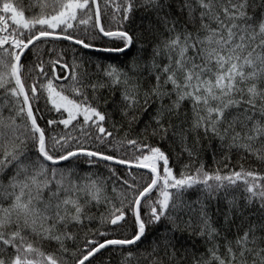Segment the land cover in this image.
I'll return each mask as SVG.
<instances>
[{
    "label": "snow or ice",
    "instance_id": "1",
    "mask_svg": "<svg viewBox=\"0 0 264 264\" xmlns=\"http://www.w3.org/2000/svg\"><path fill=\"white\" fill-rule=\"evenodd\" d=\"M103 4H0V264H264V0Z\"/></svg>",
    "mask_w": 264,
    "mask_h": 264
},
{
    "label": "trees",
    "instance_id": "2",
    "mask_svg": "<svg viewBox=\"0 0 264 264\" xmlns=\"http://www.w3.org/2000/svg\"><path fill=\"white\" fill-rule=\"evenodd\" d=\"M3 2H4V0H0V4H2ZM8 2H11L14 5H20V4H25L26 5V4H29V3H35L36 0H8ZM101 6H102V9H103V7H104L103 0H101ZM25 14L26 15L29 14V11L27 9H25ZM98 55L112 57V58H115V57L119 56L121 59L123 58L122 54H115V53H100ZM40 103L43 104V100ZM45 115H48V113H45ZM52 115H55V113H52ZM217 159L219 160V157H217ZM203 162L205 163L206 167L211 166L212 168H215V167L218 166L216 164H212L210 153L204 155ZM241 165H243V167L245 169L255 168L256 170H264V169H261V167H260L258 162L254 164L252 162V160H250V159H234L230 163L229 166L230 167L235 166V167L239 168ZM177 167H179V165Z\"/></svg>",
    "mask_w": 264,
    "mask_h": 264
}]
</instances>
